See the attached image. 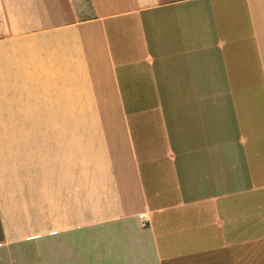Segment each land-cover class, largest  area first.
<instances>
[{"label":"crops","instance_id":"crops-1","mask_svg":"<svg viewBox=\"0 0 264 264\" xmlns=\"http://www.w3.org/2000/svg\"><path fill=\"white\" fill-rule=\"evenodd\" d=\"M88 3L0 0V264H264V0Z\"/></svg>","mask_w":264,"mask_h":264},{"label":"rangeland","instance_id":"rangeland-1","mask_svg":"<svg viewBox=\"0 0 264 264\" xmlns=\"http://www.w3.org/2000/svg\"><path fill=\"white\" fill-rule=\"evenodd\" d=\"M58 1L60 4H64L67 7L70 4H72L79 19L86 18L90 15V5L88 3V0H58Z\"/></svg>","mask_w":264,"mask_h":264},{"label":"built area","instance_id":"built-area-1","mask_svg":"<svg viewBox=\"0 0 264 264\" xmlns=\"http://www.w3.org/2000/svg\"><path fill=\"white\" fill-rule=\"evenodd\" d=\"M138 219L140 221V226L142 228H146L149 226V219L145 213H141L138 215Z\"/></svg>","mask_w":264,"mask_h":264}]
</instances>
